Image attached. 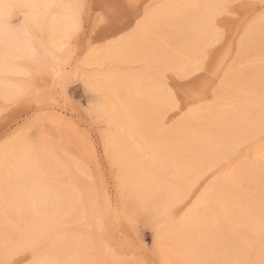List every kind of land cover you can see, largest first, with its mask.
Returning <instances> with one entry per match:
<instances>
[{"label":"bare ground","instance_id":"1","mask_svg":"<svg viewBox=\"0 0 264 264\" xmlns=\"http://www.w3.org/2000/svg\"><path fill=\"white\" fill-rule=\"evenodd\" d=\"M228 1L163 0L131 37L90 52L84 62L105 67L88 75V88L96 113L110 125L106 135L120 159L119 187L136 207L162 219L157 238L168 264L173 258L187 264H264V22L245 31L239 48L252 51L227 69L211 99L198 96L184 106L193 105V111L177 115L162 90L171 96L164 72L178 67L189 74L183 71L212 42L216 15L226 9L216 5ZM0 5L7 17L0 29V97L10 100L24 90L11 79L26 74L24 61L36 54V34H45L49 67L58 71L54 53L69 40L77 13L68 0ZM227 60L226 55L220 68ZM55 182L46 154L27 139L0 147V259L16 239L40 238L66 213L70 202ZM250 182L259 187L251 201L243 187ZM48 256L80 264L67 241Z\"/></svg>","mask_w":264,"mask_h":264},{"label":"rangeland","instance_id":"2","mask_svg":"<svg viewBox=\"0 0 264 264\" xmlns=\"http://www.w3.org/2000/svg\"><path fill=\"white\" fill-rule=\"evenodd\" d=\"M68 1L77 19L91 29L88 39H83V32L70 35L54 53L56 72L49 67L52 53L45 34H36V54L24 61L26 74L11 79L27 95L21 97V93L10 100L0 97V147L23 137L36 152L45 153L55 186L70 202L66 213L40 236L42 247L29 255H48L58 242L67 241L77 250L80 264H168L157 238L162 219L122 195L119 167L114 177L112 169L105 167L106 158L99 166L96 163L97 153L103 151L99 129L107 134L110 125L96 113L88 75L105 67L84 64L90 52H100L111 41L134 33L147 12L163 0ZM225 6L215 18L223 39L208 49L210 58L200 62L201 70L187 76L178 67L164 72L169 93L171 84L183 97V107L201 95L211 99L227 69L238 62L240 54L248 56L252 51L251 47L240 49L239 43L248 28L264 22V0H229ZM22 21L17 15L16 24ZM226 55L227 64L220 68ZM30 124L34 126L29 131ZM243 187L250 194L249 201L258 198L256 183ZM173 262L187 264L182 258H173Z\"/></svg>","mask_w":264,"mask_h":264},{"label":"snow or ice","instance_id":"3","mask_svg":"<svg viewBox=\"0 0 264 264\" xmlns=\"http://www.w3.org/2000/svg\"><path fill=\"white\" fill-rule=\"evenodd\" d=\"M28 7H32V5H25ZM2 7V5H0ZM44 7H49V5H44ZM51 7H61L60 5H51ZM79 7V6H77ZM216 7L223 8L225 7L224 4H217ZM7 17L0 13V29H3L6 26ZM27 24V21L24 22V25L22 27H25ZM83 32V39L87 40L89 37V34L91 32L90 28H86L81 21V19H74L72 25H71V33H80ZM210 35L213 37L211 43H205L202 47L199 58L197 62L190 66L187 70L183 71L185 73L200 71V62L204 61L206 58H210L208 49L212 48L213 45L219 44V42L223 39L222 34L219 31H212ZM130 34L128 37H131ZM125 37H121L120 40H123ZM118 41H111L112 44H116ZM162 86V84H161ZM168 88L171 89V96L167 94V90L162 86V90L165 96V100L167 103V106L175 109L177 112V115H179L181 112H191L194 109L189 108L187 110L183 107V97L181 94L176 91L175 87L171 84L168 85ZM24 95H27V92H24L21 94V97ZM196 108H199V105L195 106ZM91 111V108L89 109ZM33 124H30L28 126V130L30 131L33 127ZM3 131V130H0ZM100 131V142L103 148L102 152H98L96 156V163L99 166L101 164L102 158H106V165L105 167L111 168L113 171V176L116 177V171L115 169L120 167V159L118 155H116L111 147V141L109 137L105 134V130L103 128L99 129ZM21 133H17V136H20ZM103 170V169H102ZM87 172L88 169H85ZM94 179V178H93ZM209 190L206 189V193L202 194V197H204ZM42 247L41 240L38 236H32V237H26V238H18L15 240V242L12 244V246L8 249L6 252L7 259L0 260V264H61L60 261L57 259L50 257L48 255H29V252L35 249H39ZM19 258V259H18Z\"/></svg>","mask_w":264,"mask_h":264}]
</instances>
